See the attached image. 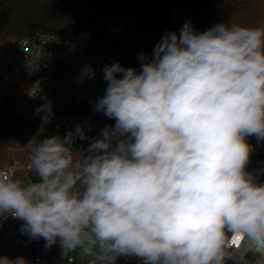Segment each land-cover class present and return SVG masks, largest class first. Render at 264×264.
<instances>
[{"label": "clouds", "instance_id": "obj_1", "mask_svg": "<svg viewBox=\"0 0 264 264\" xmlns=\"http://www.w3.org/2000/svg\"><path fill=\"white\" fill-rule=\"evenodd\" d=\"M140 70L103 68L94 111L115 121L89 138L35 136L25 147L37 180L0 168V219L21 233L77 248L91 264H264V183L247 170L264 142V26L191 21L165 32ZM82 78L95 72L85 66ZM43 124L50 102L36 109ZM43 126V125H42ZM91 140L76 151L75 137ZM76 154H80L76 158ZM0 264H29L0 256Z\"/></svg>", "mask_w": 264, "mask_h": 264}, {"label": "trees", "instance_id": "obj_2", "mask_svg": "<svg viewBox=\"0 0 264 264\" xmlns=\"http://www.w3.org/2000/svg\"><path fill=\"white\" fill-rule=\"evenodd\" d=\"M263 12L264 0H0V39L34 31L60 35L65 43L54 46L55 69L60 74L77 57L104 53L139 71V54L151 58L161 36L179 33L187 21L197 32L218 23L259 27ZM114 26L120 30L112 32ZM33 77L9 71L0 84V168L9 147L26 145L35 136L42 139V114L15 116ZM78 110H52L51 119Z\"/></svg>", "mask_w": 264, "mask_h": 264}, {"label": "built area", "instance_id": "obj_3", "mask_svg": "<svg viewBox=\"0 0 264 264\" xmlns=\"http://www.w3.org/2000/svg\"><path fill=\"white\" fill-rule=\"evenodd\" d=\"M260 26H264V12ZM64 43L60 35L42 31H34L20 38L0 39V84L9 71L33 74V80L16 106L17 118H29L38 107L49 102L52 110L80 107L75 113L64 116L67 122L61 131L56 126V133L64 137L69 132L75 133L76 127L80 125L89 138L99 136L106 125L115 123L103 112L94 111L95 102L104 95L107 86L102 70L115 62L127 66L113 54H86L72 60L69 67L60 74L55 69L54 46ZM85 66H91L95 72L94 78L81 77ZM246 139L253 148L247 170L256 173L258 181L264 183V156H260L264 142H258L255 136ZM90 142V139L82 141L76 136L72 147L76 151H86ZM10 151H14V148L9 147ZM79 155L76 154L77 159ZM2 168H14L17 177L24 181L32 180L28 175L30 159L26 163L11 162ZM21 224L22 221L11 217L0 219V256H23L29 264H91V257L82 256L81 251L77 260L69 258L68 253L65 256L59 242L46 249L43 239L34 240L22 234ZM256 259L253 254L246 257L249 264H255ZM116 264H140V261L134 257H120Z\"/></svg>", "mask_w": 264, "mask_h": 264}, {"label": "rangeland", "instance_id": "obj_4", "mask_svg": "<svg viewBox=\"0 0 264 264\" xmlns=\"http://www.w3.org/2000/svg\"><path fill=\"white\" fill-rule=\"evenodd\" d=\"M117 30H120V28L116 27V26L112 27V32H115ZM66 122H67V119L63 115H61L57 118H54V119H50V121L47 124H43V122H42L40 127H39V133H40L42 139L46 136L51 137L53 135H59L56 133V126L61 131L64 128ZM12 148H14V151L9 152V148L7 149L6 159H5L4 165L2 167H5L9 163L15 162V161L19 162V163H26L30 159V152L25 147V145L13 146ZM260 156H264V150L260 153ZM28 175L30 176V178L33 181L38 179V177L36 176V173L32 169L28 170ZM79 252H80L79 248H77L75 250H70L68 252V257L71 259L77 260L80 257ZM84 257H86V256H84Z\"/></svg>", "mask_w": 264, "mask_h": 264}]
</instances>
